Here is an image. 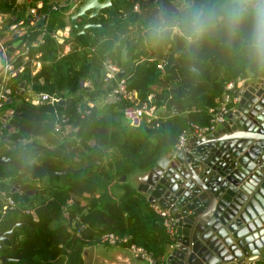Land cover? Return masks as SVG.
I'll return each mask as SVG.
<instances>
[{"label": "trees", "instance_id": "obj_1", "mask_svg": "<svg viewBox=\"0 0 264 264\" xmlns=\"http://www.w3.org/2000/svg\"><path fill=\"white\" fill-rule=\"evenodd\" d=\"M37 2L41 3L39 12L45 22L42 27H33L29 38L33 41L41 31L44 34L36 45H31L32 41L27 44L28 56L37 55L40 67L30 76L25 66L6 85L10 102L4 103L0 111L9 109L11 115L0 128V155L36 169L63 170L64 177L35 180L10 164L0 165V193L17 204L11 210L0 211V231L14 222L20 224L0 242V255L8 259L5 264H83L82 249L107 245L102 236L112 233L127 237L123 246L142 247L153 264H163L165 248L174 243V237L165 231L144 195L126 179L149 170L169 153L188 122L206 124L207 108L227 82L246 72L255 77L264 72L249 64L240 38L230 41L220 30L191 48L179 35L165 33L164 46L170 48L173 39L182 50L176 59L198 73L177 66L161 73L156 61L149 60L150 43L156 39L149 38L150 27H183L195 12L206 10L212 0H112V10L104 8L98 13L101 27L107 28H86L71 38L75 30L70 27L64 40L69 50L59 56L61 46L50 35L64 25L70 0H0V14L8 17V24H24L26 7ZM88 22L95 23L96 19ZM123 48L132 62L130 72L124 76L127 87L135 89L141 98L153 94L154 103L164 108L163 115L149 123L125 122L120 106H85L87 114L78 112L83 100L93 101L105 93L101 61L110 58L120 66ZM21 81L35 93L63 99V105H30L15 93ZM82 81H89L90 87L79 86ZM121 176H125L124 181L119 180ZM20 179L36 188L31 200L23 192H9ZM76 214L83 225L79 234L74 233L79 223L77 228H69ZM247 264H264V256Z\"/></svg>", "mask_w": 264, "mask_h": 264}, {"label": "water", "instance_id": "obj_2", "mask_svg": "<svg viewBox=\"0 0 264 264\" xmlns=\"http://www.w3.org/2000/svg\"><path fill=\"white\" fill-rule=\"evenodd\" d=\"M110 1L82 0L73 6L67 17L75 30L71 38L82 34L86 28L105 30L107 27H101L98 13L104 8L112 10ZM92 18L96 19L95 23L88 22ZM79 20L83 23H78ZM16 37V34H0V44L16 39L13 42L16 47L21 42ZM39 39L37 36L35 41ZM163 39L164 36L152 41L150 51L153 60L163 61L164 73L172 66L198 73L176 59V54L182 50L173 39L170 48L164 46ZM131 68L132 62L123 48L117 75L123 77ZM242 88L234 110L227 113L218 129L201 138H188L182 150L161 156L149 170L141 172L143 178L135 189L147 195L149 204L156 203L175 218L174 243L163 264H242L261 257L259 253L264 247V83L245 82ZM3 96L6 102L10 101L9 89L4 90ZM63 103L61 100L57 104ZM3 164H10L35 180L43 176L64 177L63 170L51 171L42 166L36 169L6 154L0 155V165ZM119 180L124 181L125 176ZM9 192H23L31 200L36 188L20 179ZM3 201L0 194V202ZM19 225L14 222L0 231V242L7 240L12 229ZM93 254L94 246L84 247L83 264H92ZM7 261L0 255V264Z\"/></svg>", "mask_w": 264, "mask_h": 264}, {"label": "built area", "instance_id": "obj_3", "mask_svg": "<svg viewBox=\"0 0 264 264\" xmlns=\"http://www.w3.org/2000/svg\"><path fill=\"white\" fill-rule=\"evenodd\" d=\"M40 6V2H37L31 6H27V23H9L5 26L7 27L6 29L3 28L5 25V16L0 14V34H16V38L21 39V42L16 47L13 46V42L16 39H10L5 43L0 44V110L4 103L10 102H6V99L3 96V92L6 89V85L10 79L23 72V70H25V66L28 67L30 76H33L39 70L40 62L37 59V55L34 57L28 56L30 45L27 43L32 41L29 38V34L31 29L39 24L41 18L44 19L39 27L44 25L45 16H42L39 12ZM73 6L74 5H72L70 9L64 13V25L52 32L50 35L56 44L61 46V48L57 51L58 56L65 54L69 50V47L64 43V40H66L69 36L71 26L67 22V17L71 14ZM133 10H136V6H133ZM43 34L44 32L41 31L39 35L40 39ZM23 37L29 38V41L23 40ZM40 39L38 41L33 40L31 45H36L40 42ZM8 42H10V44H8ZM149 60L153 59L150 58ZM155 61L156 68L161 73H164L163 61ZM119 70L120 66H118L112 59H102L100 70L101 84L102 88L105 90V93L93 101L86 99L83 100L78 107V112H81L84 115L87 114L88 110L84 109L85 106L88 108L94 107L96 109H100L103 106H120L123 120L131 125L138 124L140 120L144 121L145 123H149L151 120L161 117L163 115L164 108L163 106H157L154 103L153 94L149 93L145 96V98H141L135 89L127 87L124 76L119 77L117 75ZM250 81H259L264 83V74L262 76L255 77L252 75V73L246 72L244 75L237 77L235 80L227 82L224 85V90L222 93L214 99L213 105L207 108V123L204 125H197L196 123L188 122L180 131L170 152L175 153L182 150L188 138H201L218 128L225 120L230 107L237 104L240 94L243 91L242 84ZM81 83L82 87H90L89 81H82ZM19 84H22V86L18 87ZM19 84L15 87V89L18 87V91L15 93H18L30 105L38 106L46 104L52 106L61 100L63 101V99L56 97L55 95L35 93L31 91L29 85H25L24 81H21ZM10 115L11 110L9 109L3 113L0 111V128L4 127L6 120ZM0 194L4 200L3 203H1V213L15 208L17 204L12 198L9 196H4L2 193ZM149 205L154 213H156L161 218L165 231L170 236L174 237L175 218L173 217V214L167 209L160 208L156 203H150ZM83 212L84 210H82L81 213ZM76 223H79V227L74 233L79 234V228H83V225L79 222V214H76L69 222V228H77ZM102 239L106 241L107 245L126 250L133 258H139L146 264H153V259L151 258L150 254L142 247L136 246L134 244L123 246L127 240L126 236H116L112 233H107L102 236Z\"/></svg>", "mask_w": 264, "mask_h": 264}, {"label": "clouds", "instance_id": "obj_4", "mask_svg": "<svg viewBox=\"0 0 264 264\" xmlns=\"http://www.w3.org/2000/svg\"><path fill=\"white\" fill-rule=\"evenodd\" d=\"M215 30L223 31L230 41L240 38L249 64L264 72V0H212L206 10L195 12L183 27H150L149 38L171 33L179 35L191 48Z\"/></svg>", "mask_w": 264, "mask_h": 264}, {"label": "crops", "instance_id": "obj_5", "mask_svg": "<svg viewBox=\"0 0 264 264\" xmlns=\"http://www.w3.org/2000/svg\"><path fill=\"white\" fill-rule=\"evenodd\" d=\"M234 107L235 105H232L229 111H233ZM142 178L143 176L141 175V172H137L134 175L128 177L126 180L129 182L130 185H132L135 188L137 184L141 182ZM144 197L147 198V195L144 194ZM170 250H171V246L165 248L164 261L166 257L169 255ZM263 254H264V247L261 249L259 256H263ZM92 264H146V263L143 260H140L139 258L131 257L128 254V252L122 248L97 244L94 246Z\"/></svg>", "mask_w": 264, "mask_h": 264}, {"label": "rangeland", "instance_id": "obj_6", "mask_svg": "<svg viewBox=\"0 0 264 264\" xmlns=\"http://www.w3.org/2000/svg\"><path fill=\"white\" fill-rule=\"evenodd\" d=\"M79 2H80V0H70L71 6H72V5H74V6H75V5H78ZM71 6H70V7H71ZM69 9H70V8H69ZM69 9H68V10H69ZM71 13H72V12H71ZM4 16H5V19H4L5 25L3 26V28L6 29L7 27H5V26L8 24V22H7L8 17H7L6 15H4ZM114 191H115V193H118L117 190H114Z\"/></svg>", "mask_w": 264, "mask_h": 264}, {"label": "flooded vegetation", "instance_id": "obj_7", "mask_svg": "<svg viewBox=\"0 0 264 264\" xmlns=\"http://www.w3.org/2000/svg\"><path fill=\"white\" fill-rule=\"evenodd\" d=\"M115 1H116V0H115ZM110 2H112V0H111ZM78 23H81L80 20L78 21ZM82 23H83V22H82Z\"/></svg>", "mask_w": 264, "mask_h": 264}]
</instances>
